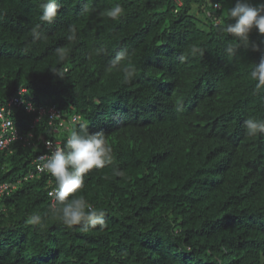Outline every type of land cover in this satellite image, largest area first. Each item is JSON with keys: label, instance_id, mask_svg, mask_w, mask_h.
<instances>
[{"label": "trees", "instance_id": "obj_1", "mask_svg": "<svg viewBox=\"0 0 264 264\" xmlns=\"http://www.w3.org/2000/svg\"><path fill=\"white\" fill-rule=\"evenodd\" d=\"M40 3L0 0V109L25 89L70 129L56 134L46 118L33 126L35 114L10 109L33 138L0 150V184L14 186L0 195V264H264V133L244 128L264 119V86L250 75L264 36H249L259 52L226 51L234 38L221 27L235 0H58L51 24ZM116 4L124 11L113 21L104 13ZM36 24L44 38L33 41ZM122 49L129 83L106 70ZM81 126L113 148L75 194L105 213L106 226L89 231L50 214L55 181L34 163L43 140L63 147ZM35 213L42 227L26 222Z\"/></svg>", "mask_w": 264, "mask_h": 264}, {"label": "clouds", "instance_id": "obj_2", "mask_svg": "<svg viewBox=\"0 0 264 264\" xmlns=\"http://www.w3.org/2000/svg\"><path fill=\"white\" fill-rule=\"evenodd\" d=\"M41 22L53 23L60 12L58 0H41L39 5ZM124 9L121 5L107 9L104 13L113 21L119 20ZM228 17L233 22L223 23L221 31L227 36L234 38V43H229L226 51L234 55L238 47L248 48L253 51H260L259 45L250 44V33L255 29L264 36V0L253 5L249 0H235L233 7L228 9ZM41 25L36 24L31 29L33 41L44 38L39 31ZM71 33L68 40L75 39V29L70 27ZM60 58H64V49H57ZM192 53L203 54L202 49L193 47ZM127 50H120L110 61L106 70L116 68L123 73L125 83L131 82L135 76V68L131 65H121L128 57ZM183 59V57H181ZM251 78L257 82V88L264 86V55H261L259 62L254 64L250 73ZM244 128L247 136H257L264 133V119L248 118L244 121ZM113 148L109 145L103 132L90 133L86 127L81 126L80 130L72 129L63 147H57L50 156L45 158L41 166L42 170L54 178L55 187L49 192L53 197L50 206V214L57 216L67 228L82 226L81 230L104 228L106 221L105 213L98 211L93 204L89 203L83 196L75 195L84 188L85 176L93 169H103L113 162ZM115 176L123 177L124 173L114 169ZM71 197V199H69ZM29 225L43 226V217L38 214H31L27 221Z\"/></svg>", "mask_w": 264, "mask_h": 264}, {"label": "built area", "instance_id": "obj_3", "mask_svg": "<svg viewBox=\"0 0 264 264\" xmlns=\"http://www.w3.org/2000/svg\"><path fill=\"white\" fill-rule=\"evenodd\" d=\"M213 8L219 9L218 4H214ZM20 107H24L28 113L35 114L33 126L38 124L43 118H46L48 125L54 124L53 131L56 134H58L60 130L69 131L70 129V126L63 120L61 113L54 106H36L26 97V90L20 89L15 95L8 99L6 107H2L0 109V150L8 149L10 144L17 140H23L27 146H30V142L33 138L32 133H29L27 137L23 138L20 136L19 131L9 118L10 109ZM74 121L75 119H72V122ZM43 144L46 152L38 155L34 161L36 165V172L38 174L45 172L41 168L45 162V158L50 156L57 147H62V143L59 139H45L43 140ZM30 177H32V175H30ZM12 188H14L13 185L10 186L9 184H0V195L9 192Z\"/></svg>", "mask_w": 264, "mask_h": 264}, {"label": "rangeland", "instance_id": "obj_4", "mask_svg": "<svg viewBox=\"0 0 264 264\" xmlns=\"http://www.w3.org/2000/svg\"><path fill=\"white\" fill-rule=\"evenodd\" d=\"M249 2L253 5H256V4L260 3V0H249Z\"/></svg>", "mask_w": 264, "mask_h": 264}]
</instances>
